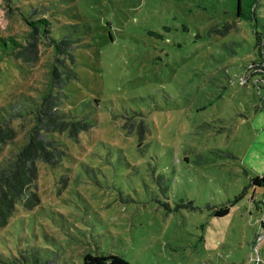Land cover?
Segmentation results:
<instances>
[{"label": "rangeland", "instance_id": "374dc122", "mask_svg": "<svg viewBox=\"0 0 264 264\" xmlns=\"http://www.w3.org/2000/svg\"><path fill=\"white\" fill-rule=\"evenodd\" d=\"M236 11L237 0H0V37L26 45L45 18L51 38L70 39L77 78L60 111L93 124L54 135L66 155L37 163L40 203L0 229V264H81L88 252L264 264V188L250 186L264 178V78L251 70L264 0L258 20ZM36 43V62L0 64L1 111L47 84L52 49Z\"/></svg>", "mask_w": 264, "mask_h": 264}, {"label": "trees", "instance_id": "16d2710c", "mask_svg": "<svg viewBox=\"0 0 264 264\" xmlns=\"http://www.w3.org/2000/svg\"><path fill=\"white\" fill-rule=\"evenodd\" d=\"M257 1L237 0L236 15L245 21L258 20ZM29 25L33 31H30V40H26V45L11 36L0 37V64L8 58L24 63L36 62L38 59L36 42L39 36L48 42L45 45L52 49L54 61L47 72L48 82L40 93L35 95L24 93L17 97L14 105H10L4 111L0 110V156L4 154L0 160V229L8 224L19 205L29 211L40 203L36 192L37 163L56 168L66 155L54 135L66 134L69 139L75 140L81 132H88L93 128V124L86 117H77L60 111L65 97L63 92L65 87L77 78L73 68L75 46L67 37L60 40L51 38L50 23L45 18L37 19ZM256 47L259 55L258 64L252 65L251 70L254 75L258 74L264 78V37L257 32ZM126 125L130 129L133 126L127 123ZM136 130L140 137L147 132L142 122L138 124ZM6 150L8 151L5 154ZM250 186L264 188V178L251 179ZM245 190L235 198L234 203L243 197ZM229 211L230 207L224 205L214 212V216L224 217ZM81 264L128 263L115 254L88 252L83 255Z\"/></svg>", "mask_w": 264, "mask_h": 264}]
</instances>
